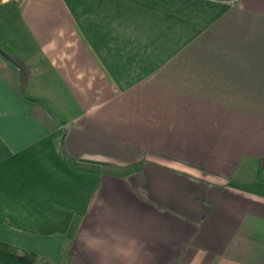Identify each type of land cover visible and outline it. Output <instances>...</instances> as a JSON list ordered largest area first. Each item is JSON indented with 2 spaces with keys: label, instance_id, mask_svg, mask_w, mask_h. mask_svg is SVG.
Wrapping results in <instances>:
<instances>
[{
  "label": "crops",
  "instance_id": "crops-1",
  "mask_svg": "<svg viewBox=\"0 0 264 264\" xmlns=\"http://www.w3.org/2000/svg\"><path fill=\"white\" fill-rule=\"evenodd\" d=\"M0 48V241L264 264V0H0Z\"/></svg>",
  "mask_w": 264,
  "mask_h": 264
},
{
  "label": "trees",
  "instance_id": "trees-1",
  "mask_svg": "<svg viewBox=\"0 0 264 264\" xmlns=\"http://www.w3.org/2000/svg\"><path fill=\"white\" fill-rule=\"evenodd\" d=\"M0 264H41L33 254L16 250L0 241Z\"/></svg>",
  "mask_w": 264,
  "mask_h": 264
},
{
  "label": "water",
  "instance_id": "water-1",
  "mask_svg": "<svg viewBox=\"0 0 264 264\" xmlns=\"http://www.w3.org/2000/svg\"><path fill=\"white\" fill-rule=\"evenodd\" d=\"M0 55L4 58V59H6V60H8V61H11V59L9 58V56L0 48Z\"/></svg>",
  "mask_w": 264,
  "mask_h": 264
},
{
  "label": "clouds",
  "instance_id": "clouds-1",
  "mask_svg": "<svg viewBox=\"0 0 264 264\" xmlns=\"http://www.w3.org/2000/svg\"><path fill=\"white\" fill-rule=\"evenodd\" d=\"M118 251H121L122 252V250H118ZM122 254H124V255H130V253H127V252H123Z\"/></svg>",
  "mask_w": 264,
  "mask_h": 264
},
{
  "label": "rangeland",
  "instance_id": "rangeland-1",
  "mask_svg": "<svg viewBox=\"0 0 264 264\" xmlns=\"http://www.w3.org/2000/svg\"><path fill=\"white\" fill-rule=\"evenodd\" d=\"M52 264H55V263H52ZM58 264H61V263H58Z\"/></svg>",
  "mask_w": 264,
  "mask_h": 264
},
{
  "label": "built area",
  "instance_id": "built-area-1",
  "mask_svg": "<svg viewBox=\"0 0 264 264\" xmlns=\"http://www.w3.org/2000/svg\"><path fill=\"white\" fill-rule=\"evenodd\" d=\"M262 175H263V177H264V173H263Z\"/></svg>",
  "mask_w": 264,
  "mask_h": 264
}]
</instances>
